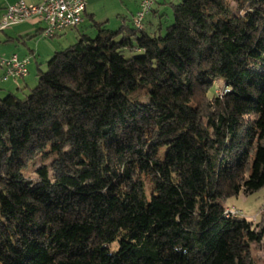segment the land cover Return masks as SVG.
<instances>
[{
    "label": "trees",
    "instance_id": "1",
    "mask_svg": "<svg viewBox=\"0 0 264 264\" xmlns=\"http://www.w3.org/2000/svg\"><path fill=\"white\" fill-rule=\"evenodd\" d=\"M170 5L0 97V264H264L263 222L225 214L264 189V0Z\"/></svg>",
    "mask_w": 264,
    "mask_h": 264
},
{
    "label": "crops",
    "instance_id": "2",
    "mask_svg": "<svg viewBox=\"0 0 264 264\" xmlns=\"http://www.w3.org/2000/svg\"><path fill=\"white\" fill-rule=\"evenodd\" d=\"M19 0H0V17L4 13L6 7L10 4L15 3ZM26 3L30 4H39L45 0H23ZM125 1V2H124ZM127 0H87L86 10L84 13L83 21L79 26L72 29H66L61 31L56 36V40H64L69 41L70 39H75L81 34H88L90 32L97 33L98 28L96 27V23L102 24V26L108 30H111L109 25L117 30L121 25L127 24L125 22V13L128 12V4ZM134 8L130 14L129 25L131 24V18L135 11L137 10L138 4L140 0H133ZM165 0H160L153 8L151 13L147 15L145 21L148 20L150 15L159 16L162 12L163 4ZM127 5V8H126ZM130 7V6H129ZM113 19H115L113 21ZM145 21H144V29H145ZM44 27V22L36 17H33L27 21L18 22L10 25L8 28L0 31V57H8L13 53H16L19 57H30V63L32 60H35L37 56L42 54V50L40 49V45L38 42L34 48L29 46V42L26 40L31 37L40 36L41 30ZM113 31V30H112ZM96 35V34H95ZM53 44V41H52ZM54 47V45H52ZM25 48V50H24ZM55 53V52H54ZM29 63V64H30ZM29 66V65H28ZM1 73L0 79L3 82L2 86H0V93H13L11 92L12 88L16 87L17 90L23 87L21 81H23L26 77L19 80H3L2 81Z\"/></svg>",
    "mask_w": 264,
    "mask_h": 264
},
{
    "label": "built area",
    "instance_id": "3",
    "mask_svg": "<svg viewBox=\"0 0 264 264\" xmlns=\"http://www.w3.org/2000/svg\"><path fill=\"white\" fill-rule=\"evenodd\" d=\"M160 0H140L137 10L132 16V24L136 29H143L147 15ZM87 0H45L39 4L16 1L6 7L0 17V31L18 22L36 17L44 22L42 37H54L61 31L76 28L81 24L86 10ZM30 57H19L16 53L8 57H0V69L3 70L2 80L22 79L28 74ZM225 214H242L232 207L225 209ZM244 216V215H243ZM252 220L255 219L253 216Z\"/></svg>",
    "mask_w": 264,
    "mask_h": 264
},
{
    "label": "rangeland",
    "instance_id": "4",
    "mask_svg": "<svg viewBox=\"0 0 264 264\" xmlns=\"http://www.w3.org/2000/svg\"><path fill=\"white\" fill-rule=\"evenodd\" d=\"M181 0H165L164 4L162 5V12L159 16L150 15L148 20L145 21V31H147L149 34L153 35L158 32L161 34L164 33L165 28L169 26L172 21V8L170 3H178ZM125 2V1H124ZM126 3L128 4V12L125 13V22L129 25V16L134 8V1L133 0H127ZM130 6V7H129ZM127 8V5H126ZM115 19H113L114 21ZM111 30H115L112 25L109 27ZM96 33L90 32V36H95ZM56 37H40L35 36L31 37L30 39H27L26 42H29V46L31 48L35 49V46L38 42L40 45V49L42 50V54L40 56H37L35 60H32L31 63L28 66V74L27 77L21 81L23 84L20 89L17 90L16 87L12 88L11 92L15 94L18 98H24L32 88H34L37 84L38 80V72L39 70H46V62L47 60L54 54L56 51H61L68 47L69 45L75 43L77 41V38L70 39L69 41L64 40H56ZM53 41V44H52ZM54 45V47H52ZM25 50V48H24ZM2 69H0V76L2 73ZM3 81V80H2ZM3 82H1L0 79V86H2ZM223 84L221 82H217L216 89L214 90L215 93H219V90ZM1 88V87H0ZM7 93L4 92L0 93V97L5 96ZM226 204L228 207H232L234 209L241 211V216H246L248 219L252 220L251 218L254 216L255 219L254 222L257 220H261L264 225V189L259 190L256 193H253L249 196H244L242 194H239L236 197H231L226 201ZM262 259H264V250L259 253Z\"/></svg>",
    "mask_w": 264,
    "mask_h": 264
},
{
    "label": "bare ground",
    "instance_id": "5",
    "mask_svg": "<svg viewBox=\"0 0 264 264\" xmlns=\"http://www.w3.org/2000/svg\"><path fill=\"white\" fill-rule=\"evenodd\" d=\"M240 217L241 216V214H232V217Z\"/></svg>",
    "mask_w": 264,
    "mask_h": 264
}]
</instances>
